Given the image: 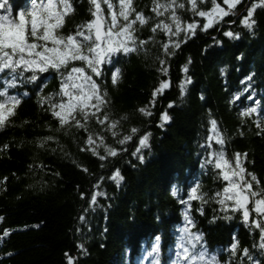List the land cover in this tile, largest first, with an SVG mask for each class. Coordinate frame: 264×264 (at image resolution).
Instances as JSON below:
<instances>
[{
    "label": "trees",
    "instance_id": "1",
    "mask_svg": "<svg viewBox=\"0 0 264 264\" xmlns=\"http://www.w3.org/2000/svg\"><path fill=\"white\" fill-rule=\"evenodd\" d=\"M257 1L241 17L226 16L207 30L199 25L193 35L187 25L198 11L211 9L213 0H197L196 12L191 0H176L184 7L167 10L160 5L169 0H132L130 19L142 13L146 20L133 26L137 50L118 53L113 63L102 65V76L93 77L107 94V103L87 121L77 116L83 128L71 118L62 126L50 104L42 103L37 85H46L44 97L60 91L54 71L19 88L21 103L0 127V264H141V254L151 251L156 237L160 264H173L186 212L195 222L191 231L202 234L206 246L207 255L197 264H264L254 212L245 223L242 212L225 213L212 199L189 200L195 186L198 195L209 196L227 186L222 170L205 163L213 151H224L233 166L240 153L245 178L251 180L248 174H254L264 186V3L255 8L251 28L242 23ZM248 2L243 0L238 9ZM71 3L74 11L65 17V35L93 19L90 0ZM30 5L31 0L6 2L17 19L19 10ZM101 6L107 16V5ZM173 12L184 29L179 36L163 27L167 24L175 32ZM0 14L7 13L0 9ZM228 31L234 37L225 36ZM170 40L179 41L180 47ZM162 81L169 87L153 97ZM24 91L29 94L23 96ZM237 93H242L239 100ZM59 100L55 95L54 102ZM256 101L257 112L245 116ZM141 108L152 114L141 113ZM164 113L169 120H163ZM213 119L224 144L214 136L209 148ZM149 133L147 146L140 147L139 139ZM117 170L122 176L118 183L112 179ZM237 241L233 255L230 246ZM244 249L252 259L244 256Z\"/></svg>",
    "mask_w": 264,
    "mask_h": 264
},
{
    "label": "snow or ice",
    "instance_id": "2",
    "mask_svg": "<svg viewBox=\"0 0 264 264\" xmlns=\"http://www.w3.org/2000/svg\"><path fill=\"white\" fill-rule=\"evenodd\" d=\"M6 2L7 0L0 2V9H4L7 13L0 14V84L3 85L0 87V127L9 122V117L15 115V109L21 103L19 88L36 84L40 74L49 71H54L59 76L60 91L58 94H53L52 97H44L42 89L46 85H37L41 92L42 103L50 104L53 115L59 118L62 126L68 123V118H71L78 127H85L77 116L87 121L90 115H96L107 103V94L101 92L100 86L93 77L102 76V65L113 63V57L118 53L137 50L133 26L137 21L146 22L143 14L136 13L135 19H130V16L135 12L132 0H118V4L114 0H90L93 6V9H90L93 19L78 25L73 33L65 35L62 32L65 17L74 11L71 0H31L28 10H19L18 19L12 16L11 8H6ZM224 2L230 8H234L239 0H224ZM102 3L106 4L109 10L107 16L102 9ZM191 5L192 10L196 12L197 0H191ZM257 6L254 5L248 11V16L242 21L246 27H252L254 21L250 22V18ZM160 7L167 10L174 7L183 8L184 4L177 5L176 0H169L168 4L160 5ZM198 15L208 18V22L203 25L204 30H207L213 25L217 16H226L228 13L213 0L211 10L207 12L200 10ZM121 19L123 23H121ZM172 19L176 24L175 32L167 24L163 27L169 31L170 35L179 36L180 32L184 31L180 26V18L173 12ZM197 27H199L198 24L189 23L187 32L194 35ZM224 35L234 37L235 34L228 31ZM144 43V41H140V44ZM170 43L175 48L180 47L179 41L170 40ZM168 47V44L164 45L166 53ZM74 62H81L82 66H76ZM160 63L163 65L165 61L161 60ZM161 70L167 72L165 68ZM183 71L187 72V67H184ZM118 74L119 70H117V75L113 76L114 82ZM251 79L252 77L249 76L248 80L251 81ZM168 87L169 83L162 81L153 92V97ZM250 87L251 84L244 89V92H248ZM28 94L27 91L22 93L23 96ZM241 94L237 93L235 98L239 100ZM55 95L60 97L58 102H54ZM248 99H252V96H248ZM154 103L155 100H153ZM256 104V107L245 110L243 114L248 116L256 113L259 102L256 101ZM169 107L172 105L170 104ZM91 109H95V111H91ZM139 111L149 116L152 114L145 108H141ZM162 118L165 121L170 119L167 113H164ZM104 119L107 120L108 117L105 116ZM100 123H104V121L102 120ZM211 126L212 135L208 138V147L211 148V140L214 136L217 138V143L223 145L224 140L219 138L217 122L214 119L211 121ZM260 126L258 120L257 127ZM136 131L137 129H132L133 133ZM149 136L150 133L139 139L140 147L147 146ZM128 139L131 137H125V140ZM124 142V140L120 141L121 144ZM89 144H92L91 136H89ZM139 151L140 148H137L133 155ZM109 152L112 156L116 155V152L111 149ZM244 155L246 156V154ZM139 158L143 159L142 156ZM205 163L214 164L215 168L222 170L220 175H222L223 181L228 182L227 186L222 191H217L214 196H209L207 193L198 195L199 186H195L191 189L189 200L200 199L202 203H206L208 199H212L221 206V211L225 213L229 211L242 212V219L245 223L249 222L250 216L254 212L257 218L252 221V224L255 228L260 229L259 247L264 250V186H259L260 182L254 174H248L251 176V180L245 178L246 169L243 166L240 153L235 154L234 166L225 158L224 151L211 152L210 158ZM112 179L117 183L122 179L119 170L115 172ZM253 182L258 187L254 188ZM95 200L96 196L94 195L93 203ZM182 203L187 202L182 201ZM249 204L253 205L251 209ZM185 219L187 224L182 228L183 235L179 238L176 259L173 264H197L198 261H203L207 255L206 246L201 244L203 235L191 231V228L195 227V222L187 212ZM4 235H9V232L6 230ZM238 247V241L230 246L233 255ZM159 253L160 238L156 237L151 251L147 253L148 257H153L151 264H160ZM244 256L252 259L248 249H244ZM69 264H71V260H69Z\"/></svg>",
    "mask_w": 264,
    "mask_h": 264
},
{
    "label": "rangeland",
    "instance_id": "3",
    "mask_svg": "<svg viewBox=\"0 0 264 264\" xmlns=\"http://www.w3.org/2000/svg\"><path fill=\"white\" fill-rule=\"evenodd\" d=\"M242 1H243V0H239V3H237V4L235 5L234 8H230L229 5H228L227 3H225L224 1H223L222 4H219V3H216V4H218L221 8L224 9L225 12L228 13V15H226V16H230V15L233 16V15H236V14L239 15V14L242 13V11L238 9V6H239V4H240ZM261 2H262L261 0H260V1H257V2H255L254 5H262ZM252 8H253V7H252ZM252 8H251V9H252ZM255 8H256V7H255ZM210 10H211V9L206 10V12H207V11H210ZM241 15H242V14H241ZM226 16H217V17L214 19V21H213V25L216 24V23L221 22ZM247 16H248V15H247ZM247 16H246V17H247ZM170 19H172V17H171ZM243 20H244V19H243ZM207 22H208V18H207V17H200V16H198L197 19H196L195 21H193V23H196V24H198V25H205ZM174 25H175V27H176V24H175V23H174ZM64 99L66 100L67 98L65 97Z\"/></svg>",
    "mask_w": 264,
    "mask_h": 264
},
{
    "label": "water",
    "instance_id": "4",
    "mask_svg": "<svg viewBox=\"0 0 264 264\" xmlns=\"http://www.w3.org/2000/svg\"><path fill=\"white\" fill-rule=\"evenodd\" d=\"M251 2H252V0H249V2L247 3V5L243 8L242 13L247 10V8L249 7V5H250ZM241 14H239L238 16H240Z\"/></svg>",
    "mask_w": 264,
    "mask_h": 264
}]
</instances>
